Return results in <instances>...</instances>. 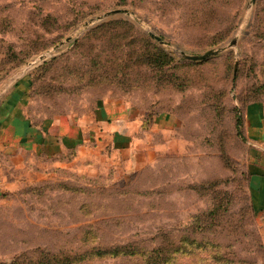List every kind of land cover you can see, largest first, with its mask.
Returning <instances> with one entry per match:
<instances>
[{"label": "rangeland", "instance_id": "1", "mask_svg": "<svg viewBox=\"0 0 264 264\" xmlns=\"http://www.w3.org/2000/svg\"><path fill=\"white\" fill-rule=\"evenodd\" d=\"M8 97L31 127L113 111L129 131L0 152V264H264V0H0Z\"/></svg>", "mask_w": 264, "mask_h": 264}, {"label": "crops", "instance_id": "2", "mask_svg": "<svg viewBox=\"0 0 264 264\" xmlns=\"http://www.w3.org/2000/svg\"><path fill=\"white\" fill-rule=\"evenodd\" d=\"M22 87L21 85L18 89L19 99L24 95ZM9 98L14 100L13 107L9 105ZM17 104L18 100L13 97H8L0 104L1 153H10L16 149L29 156L43 155L51 158L59 153L77 148L78 154L80 153L82 156L81 152H83L87 155L91 147H98L100 144L98 139L106 136L105 130L110 131L111 128L112 130L107 135H113L112 140L115 141L113 146L115 148L126 147L127 138H123L121 134L127 135L129 127L126 126L127 132H122L117 129L119 127H115V124L127 119L114 116L113 111H107L108 113L100 111L101 116L91 119V121L84 119L77 121L49 120L36 127H31L24 119L21 107ZM116 110L118 111V109ZM129 126H132L130 121ZM249 194L255 211L261 216L264 225V166L262 165H257L254 170V176L249 185Z\"/></svg>", "mask_w": 264, "mask_h": 264}, {"label": "water", "instance_id": "3", "mask_svg": "<svg viewBox=\"0 0 264 264\" xmlns=\"http://www.w3.org/2000/svg\"><path fill=\"white\" fill-rule=\"evenodd\" d=\"M123 13H128V11L127 10H125V9H116V10H112V11H108V12H106V13H104V14H102V15H99V16H97V17H95L94 19H92V20H90L88 23H86V26L89 24V23H91V22H93V21H98V20H102V19H104V18H106V17H109V16H112V15H116V14H123ZM151 37H154V38H156L157 40H160L157 36H155V35H153V34H151ZM216 51L215 50H213V51H208L207 53H204L203 55H200V56H192V57H190V58H192V59H204V58H206V57H208L209 55H211V54H213V53H215Z\"/></svg>", "mask_w": 264, "mask_h": 264}, {"label": "trees", "instance_id": "4", "mask_svg": "<svg viewBox=\"0 0 264 264\" xmlns=\"http://www.w3.org/2000/svg\"><path fill=\"white\" fill-rule=\"evenodd\" d=\"M240 125V121H237V126H239ZM254 210V209H253Z\"/></svg>", "mask_w": 264, "mask_h": 264}]
</instances>
